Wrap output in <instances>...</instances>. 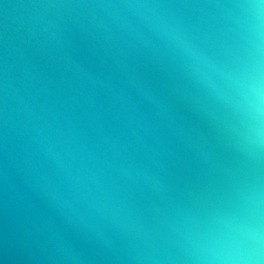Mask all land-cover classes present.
<instances>
[{
    "label": "water",
    "instance_id": "95a60500",
    "mask_svg": "<svg viewBox=\"0 0 264 264\" xmlns=\"http://www.w3.org/2000/svg\"><path fill=\"white\" fill-rule=\"evenodd\" d=\"M142 2L0 0V264H147L238 167ZM147 2L200 35L205 0Z\"/></svg>",
    "mask_w": 264,
    "mask_h": 264
},
{
    "label": "clouds",
    "instance_id": "9594fccd",
    "mask_svg": "<svg viewBox=\"0 0 264 264\" xmlns=\"http://www.w3.org/2000/svg\"><path fill=\"white\" fill-rule=\"evenodd\" d=\"M216 107L238 162L222 191L143 231L147 264H264V0H205L199 32L139 4Z\"/></svg>",
    "mask_w": 264,
    "mask_h": 264
}]
</instances>
